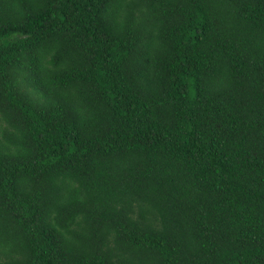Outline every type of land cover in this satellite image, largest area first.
Segmentation results:
<instances>
[{
    "label": "trees",
    "instance_id": "trees-1",
    "mask_svg": "<svg viewBox=\"0 0 264 264\" xmlns=\"http://www.w3.org/2000/svg\"><path fill=\"white\" fill-rule=\"evenodd\" d=\"M0 264H264V0H0Z\"/></svg>",
    "mask_w": 264,
    "mask_h": 264
}]
</instances>
